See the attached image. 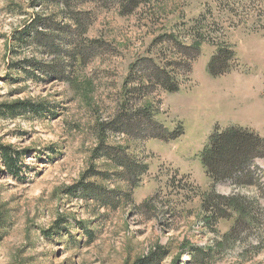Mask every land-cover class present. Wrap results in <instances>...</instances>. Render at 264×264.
<instances>
[{
	"label": "rangeland",
	"instance_id": "obj_1",
	"mask_svg": "<svg viewBox=\"0 0 264 264\" xmlns=\"http://www.w3.org/2000/svg\"><path fill=\"white\" fill-rule=\"evenodd\" d=\"M133 4L0 0V151L25 153L19 176L0 153V264H264V155L219 183L201 159L264 139V0Z\"/></svg>",
	"mask_w": 264,
	"mask_h": 264
},
{
	"label": "trees",
	"instance_id": "obj_2",
	"mask_svg": "<svg viewBox=\"0 0 264 264\" xmlns=\"http://www.w3.org/2000/svg\"><path fill=\"white\" fill-rule=\"evenodd\" d=\"M142 0H130L133 6H138ZM77 24L79 30L86 27L82 26L80 18H73ZM193 50L196 51V55L193 60H196L200 55L201 44L195 43ZM82 61L85 57H81ZM236 56L230 50L219 49L210 63V73L213 76H221L229 73L233 69V63ZM158 76L163 78V86L169 93H177L180 90V86L172 82L169 75L165 71H158ZM22 106V105H21ZM14 113L17 106L9 107ZM29 112H38V108L32 107L28 109ZM42 110V109H40ZM1 157L5 170L12 176H19L22 172V168L19 163L25 156V153H17L10 148H1ZM264 155V139L257 135L254 131L243 129L240 127H230L223 132H215L209 139L208 144L201 153L202 163L206 169L207 175L214 183L221 181L231 180L237 176L248 175L250 173V166L252 162ZM126 166L128 167V162ZM121 163V164H122ZM133 180V179H132ZM130 180L131 182H133ZM84 189L87 187H83ZM124 197H129L125 195ZM223 202L226 210L235 208L237 199L219 197ZM208 204L211 210H219L220 204L214 200V196H208L205 201V205ZM237 211L244 212V208H237ZM226 211H223L221 216L226 215ZM213 218V217H212ZM212 220V219H211ZM206 257V256H205ZM139 264H146L141 261Z\"/></svg>",
	"mask_w": 264,
	"mask_h": 264
}]
</instances>
